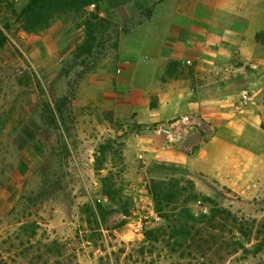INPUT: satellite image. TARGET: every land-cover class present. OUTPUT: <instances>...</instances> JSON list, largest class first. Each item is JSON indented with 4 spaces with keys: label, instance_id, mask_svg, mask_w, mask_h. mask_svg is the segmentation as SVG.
Instances as JSON below:
<instances>
[{
    "label": "rangeland",
    "instance_id": "1",
    "mask_svg": "<svg viewBox=\"0 0 264 264\" xmlns=\"http://www.w3.org/2000/svg\"><path fill=\"white\" fill-rule=\"evenodd\" d=\"M26 1L0 0V264H264V169L237 191L166 153L133 161L125 155L139 125L117 103L131 87L121 84L119 44L131 41L124 35L153 5L138 21L118 24L103 0L88 56L77 46L88 39L84 20L94 4L24 31L18 14ZM108 4L117 9L116 0ZM255 12L264 21V7ZM256 38L264 42V30ZM247 100L264 124V91ZM187 116L193 128L172 131L177 152L194 151L212 131ZM169 122L149 129L167 140L157 129ZM262 134L254 150L264 148ZM216 206L254 220L253 233L246 238L209 220Z\"/></svg>",
    "mask_w": 264,
    "mask_h": 264
},
{
    "label": "crops",
    "instance_id": "2",
    "mask_svg": "<svg viewBox=\"0 0 264 264\" xmlns=\"http://www.w3.org/2000/svg\"><path fill=\"white\" fill-rule=\"evenodd\" d=\"M108 1L104 12L118 24L153 5L124 35L131 41L119 44L121 84L131 87L117 103L139 125L125 140L128 160L166 153L231 189L251 185L264 169V148L253 146L263 137L261 115L247 100L264 91V42L256 38L264 21L254 13L262 11L261 0H116L117 9ZM130 93L141 100L130 102ZM182 115L212 128L190 153L175 151L172 140L149 129Z\"/></svg>",
    "mask_w": 264,
    "mask_h": 264
},
{
    "label": "trees",
    "instance_id": "3",
    "mask_svg": "<svg viewBox=\"0 0 264 264\" xmlns=\"http://www.w3.org/2000/svg\"><path fill=\"white\" fill-rule=\"evenodd\" d=\"M101 2H103V0H27L22 9L19 11L18 18L20 21H22V28L24 31H41L49 27L54 19L60 17L61 15L70 12H84L87 6H89L90 4H94L96 7L95 11L89 13L84 20L88 39L84 44L77 46L78 51L91 56L93 46L90 42L91 40L94 41L95 39V37L93 36L92 21L96 19L101 20L100 16L98 15ZM60 110L61 109L58 107L57 111ZM261 127L264 130V124H261ZM151 191L154 197H157L159 202V194L157 193L158 191H160L159 185L152 182ZM171 198H173V196H166V199L168 200H170ZM98 207L100 206L98 205ZM157 210L160 211L159 209ZM90 211L92 212L91 208ZM208 217L209 220L217 221L218 219L221 228L230 226L231 229H236L246 238L254 231V220L249 221L243 218H238V216H236L226 208L218 206L213 207L210 209ZM239 247L243 248L244 246L239 243Z\"/></svg>",
    "mask_w": 264,
    "mask_h": 264
},
{
    "label": "built area",
    "instance_id": "4",
    "mask_svg": "<svg viewBox=\"0 0 264 264\" xmlns=\"http://www.w3.org/2000/svg\"><path fill=\"white\" fill-rule=\"evenodd\" d=\"M189 123H190L189 117L187 115H182V116L174 118L171 122H169L167 127H165V128L159 127L157 129V132L163 131L166 134V136H168V138L170 140H172L174 138L173 134H172L173 129H176V127H179L183 124L188 125L187 127H189V128H193V125H191ZM182 128H183V126H182ZM156 218L159 219V217H156ZM134 228H135L134 230L136 232L141 231L143 229V222L141 220L137 221L134 224Z\"/></svg>",
    "mask_w": 264,
    "mask_h": 264
}]
</instances>
